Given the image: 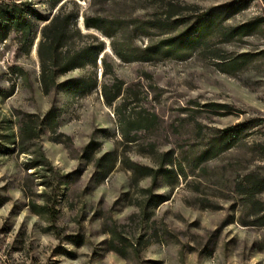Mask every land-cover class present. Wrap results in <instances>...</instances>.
Instances as JSON below:
<instances>
[{"label": "rangeland", "instance_id": "1", "mask_svg": "<svg viewBox=\"0 0 264 264\" xmlns=\"http://www.w3.org/2000/svg\"><path fill=\"white\" fill-rule=\"evenodd\" d=\"M77 3L78 26L103 41L112 67L104 77L97 61L99 85L86 95L41 92L35 49L43 24L30 19L28 47L13 31L0 40V264H264V192L252 204L246 198L249 181L264 179V0ZM13 4L25 16L59 7L0 0ZM82 15L103 19L110 38L85 29ZM243 25L248 32L233 36ZM235 59L240 67L227 71ZM116 81L122 98L108 107L100 84ZM130 162L163 165L176 179L163 173L152 185ZM146 190L165 201L144 211ZM43 195L56 201L59 238L30 212Z\"/></svg>", "mask_w": 264, "mask_h": 264}, {"label": "trees", "instance_id": "2", "mask_svg": "<svg viewBox=\"0 0 264 264\" xmlns=\"http://www.w3.org/2000/svg\"><path fill=\"white\" fill-rule=\"evenodd\" d=\"M53 7H58L56 12L50 16L41 15L35 11H28V16H25L24 11L17 5H10L0 7V40H4L9 31H13L19 36L22 44L31 45L36 31L31 22V18L38 23L43 24L38 29V40L36 44V58L38 62V86L44 95H49L51 92L70 93L74 95H86L89 92L96 90L99 83L95 74L97 69V61L100 60L102 65V76H106L111 72L112 67L107 64L106 58L103 55L105 45L103 41H99L97 37L91 34H84L78 26L80 17V7L78 1L80 0H51ZM211 16V12L202 13L196 17L194 27L205 22ZM83 25L85 29H96L110 38L106 29H103L101 24L105 21L101 18H88L84 15ZM248 32V25H243L238 29L232 31V35H244ZM117 56L123 59L121 50L114 49ZM99 55H102L99 58ZM149 60V56L144 57ZM239 59L231 61L227 65V71H234L241 65ZM16 74L21 77L24 75L23 71L16 68ZM92 70V73L85 78H70L63 81H58L59 77L65 76L74 71ZM101 96L104 104L111 107L122 98V83L114 82L111 84H100ZM120 106V105H119ZM117 107L121 111V107ZM207 108L213 110H226L227 106L211 104ZM47 120L54 121L55 114L51 110L46 115ZM56 124V123H54ZM246 127H233L226 129L223 134L225 136L232 135L231 133H238L245 130ZM30 134L29 129L25 131ZM94 141L90 142L85 148L84 154L88 156V150L94 146ZM164 156H169L165 154ZM41 162H45L42 160ZM48 166L49 163L46 162ZM41 164L30 165L28 169L40 167ZM129 169L134 176H141L142 178H149L152 185H155L158 177L165 173L176 179V172L172 169H167L163 165L157 169L139 165L137 163H129ZM180 166V165H179ZM248 189L246 190V198L249 204H252V199L256 195L264 192V179L253 178L249 181ZM148 194L145 208L148 204H161L165 201V197L161 195H152L151 191H144ZM45 200L42 204H30V212L38 217H43L47 222L46 231L52 232L56 237H60V232L56 227L57 210L56 201L54 197L43 195ZM260 226H264V214L258 220ZM79 237H72L73 242L77 241Z\"/></svg>", "mask_w": 264, "mask_h": 264}]
</instances>
